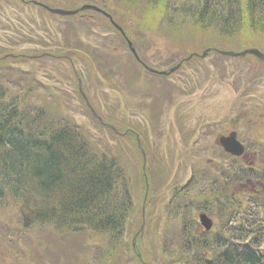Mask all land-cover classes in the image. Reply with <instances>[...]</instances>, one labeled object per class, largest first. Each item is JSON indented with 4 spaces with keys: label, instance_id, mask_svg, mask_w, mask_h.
Wrapping results in <instances>:
<instances>
[{
    "label": "rangeland",
    "instance_id": "rangeland-1",
    "mask_svg": "<svg viewBox=\"0 0 264 264\" xmlns=\"http://www.w3.org/2000/svg\"><path fill=\"white\" fill-rule=\"evenodd\" d=\"M30 1L76 11L60 17ZM181 1L0 0V85L19 96L24 107L41 108L47 126H76L91 152L123 165L128 187L122 195L126 206L132 205L121 236L106 242L105 235L92 230L26 228L19 203L6 196L0 199V264H198L199 247L188 242L186 231L198 225L202 194L217 186L205 184L217 172L208 169V158L227 157L214 145L216 137L240 116V136L251 147L259 139L264 144V66L250 56L200 54L206 48L264 52V33L220 34L176 9ZM90 5L108 13L122 32L87 10ZM123 33L142 64L152 69L167 71L193 56L168 76L150 75L127 49ZM54 36L61 41L55 45L59 57L42 54L43 41ZM81 50L90 55L96 50V60L101 53V65L79 55ZM249 86L259 108L242 95ZM170 91L177 92V100L169 105ZM200 124L204 127L197 128ZM259 153L264 161V146Z\"/></svg>",
    "mask_w": 264,
    "mask_h": 264
},
{
    "label": "trees",
    "instance_id": "trees-1",
    "mask_svg": "<svg viewBox=\"0 0 264 264\" xmlns=\"http://www.w3.org/2000/svg\"><path fill=\"white\" fill-rule=\"evenodd\" d=\"M186 1L181 12L202 27L216 28L223 35L264 33V0ZM166 6L172 9L171 4ZM7 95L12 94L0 85V199L12 196L19 203L20 222L26 228L51 226L58 233L92 230L119 238L122 228L114 230L111 224L126 217L132 205L124 203L127 179L117 172L116 162L91 152L88 138L76 126L51 128L41 108L25 110L19 96ZM63 192L69 208L61 212ZM72 194L80 199L74 197L70 203ZM227 208L220 206L223 216ZM258 250L244 241L228 243L210 260L198 256V264H264Z\"/></svg>",
    "mask_w": 264,
    "mask_h": 264
},
{
    "label": "bare ground",
    "instance_id": "bare-ground-1",
    "mask_svg": "<svg viewBox=\"0 0 264 264\" xmlns=\"http://www.w3.org/2000/svg\"><path fill=\"white\" fill-rule=\"evenodd\" d=\"M116 71V69H111V68H109L108 69V71ZM228 74H230V73H228ZM151 75H153V74H151ZM231 75V74H230ZM155 76V75H154ZM122 81V80H121ZM123 83L125 84V86L126 87H128L127 85H126V83L123 81ZM244 93H245V95H246V98L252 103V104H254L255 102H256V98H255V96L252 94L253 92H252V90H251V86H249V88H245L244 90H243V92H242V95H244ZM156 120L158 121V117L156 118ZM157 124H158V122H157ZM178 125H180V123L178 124ZM124 138V137H123ZM263 146H264V144H263ZM120 150L122 149L121 147L119 148ZM116 170H117V172H119V174H121V176L122 175H124L125 173H124V166L123 165H120L118 162L116 163ZM256 168V166L255 165H252V166H250V169H255ZM116 174V173H115ZM120 181L122 182V178L120 179ZM65 195V193L63 192V194H62V197H60V199H59V211H63V210H65V211H67L68 210V208H69V206L66 204V197H63ZM71 196H73L72 198H70V199H68V201L71 203V201H73V200H75V198L74 197H76V198H79L78 196H76V195H74V194H72ZM80 199V198H79ZM73 216H69V218H72ZM125 220H126V217H117V220L114 222V223H112L111 224V227L114 229V230H120L122 227H123V224H124V222H125ZM50 228H52V227H50ZM53 229V228H52ZM56 231V230H55ZM138 260L140 261V258L138 257Z\"/></svg>",
    "mask_w": 264,
    "mask_h": 264
},
{
    "label": "water",
    "instance_id": "water-1",
    "mask_svg": "<svg viewBox=\"0 0 264 264\" xmlns=\"http://www.w3.org/2000/svg\"><path fill=\"white\" fill-rule=\"evenodd\" d=\"M45 7V6H44ZM87 6H82L81 8H85ZM49 12L51 13H55V14H58V15H68V14H72L74 13L76 10H66V9H61V8H50V7H45ZM90 8H93V9H96L98 10L97 8L91 6ZM221 53H225V54H229V55H232V56H243L245 55L246 53H249V54H253L254 56H256L258 59H260L263 63H264V53L259 51L258 49L256 48H249V49H245V50H242V51H239V52H222ZM164 73V72H162ZM200 218H201V222L202 224L205 226V227H209L210 223L209 221L205 218L204 215H200Z\"/></svg>",
    "mask_w": 264,
    "mask_h": 264
},
{
    "label": "flooded vegetation",
    "instance_id": "flooded-vegetation-1",
    "mask_svg": "<svg viewBox=\"0 0 264 264\" xmlns=\"http://www.w3.org/2000/svg\"><path fill=\"white\" fill-rule=\"evenodd\" d=\"M233 120V119H232Z\"/></svg>",
    "mask_w": 264,
    "mask_h": 264
}]
</instances>
